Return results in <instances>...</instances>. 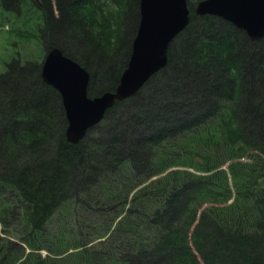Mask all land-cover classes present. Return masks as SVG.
Masks as SVG:
<instances>
[{"label":"trees","instance_id":"trees-1","mask_svg":"<svg viewBox=\"0 0 264 264\" xmlns=\"http://www.w3.org/2000/svg\"><path fill=\"white\" fill-rule=\"evenodd\" d=\"M197 1L166 65L77 143L42 61L8 54L0 264H264V35ZM139 2L0 0V22L81 63L97 94L127 66Z\"/></svg>","mask_w":264,"mask_h":264},{"label":"water","instance_id":"water-1","mask_svg":"<svg viewBox=\"0 0 264 264\" xmlns=\"http://www.w3.org/2000/svg\"><path fill=\"white\" fill-rule=\"evenodd\" d=\"M194 13L227 20L252 40L264 35V0H200ZM189 15L187 0H140L132 52L119 83L114 90L94 96L87 94L90 74L86 68L58 47L48 50L41 78L60 94L69 142L77 143L116 101L135 94L166 65L168 47L188 24Z\"/></svg>","mask_w":264,"mask_h":264},{"label":"rangeland","instance_id":"rangeland-1","mask_svg":"<svg viewBox=\"0 0 264 264\" xmlns=\"http://www.w3.org/2000/svg\"><path fill=\"white\" fill-rule=\"evenodd\" d=\"M192 1V0H190ZM4 17V16H3ZM6 19V18H3ZM10 17V16H5ZM1 20L0 22V71H3L4 69V62L3 60L8 58V54H18V50L21 51L22 57L26 60H34L38 59L39 61L43 60V56L45 54V50L42 48V43H40L39 47L37 45L28 44L29 39L22 42L20 38H9V32H7V29L11 26V23H3ZM8 27V28H7ZM26 42V43H25ZM40 55L39 58H37ZM11 229V228H10ZM6 231H9L8 229ZM10 238L14 241H18V235L16 234H9ZM4 237V232L2 228L0 227V238ZM18 239V240H17ZM25 253L28 252V248H24ZM43 254H45V251H41Z\"/></svg>","mask_w":264,"mask_h":264}]
</instances>
